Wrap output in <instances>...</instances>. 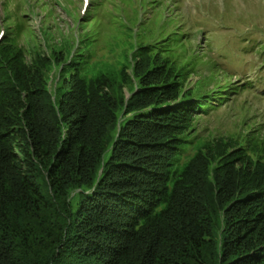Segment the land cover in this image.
Instances as JSON below:
<instances>
[{"label": "trees", "instance_id": "16d2710c", "mask_svg": "<svg viewBox=\"0 0 264 264\" xmlns=\"http://www.w3.org/2000/svg\"><path fill=\"white\" fill-rule=\"evenodd\" d=\"M74 3L1 0L0 264H264V125L199 128L259 84L136 47L152 0Z\"/></svg>", "mask_w": 264, "mask_h": 264}, {"label": "rangeland", "instance_id": "374dc122", "mask_svg": "<svg viewBox=\"0 0 264 264\" xmlns=\"http://www.w3.org/2000/svg\"><path fill=\"white\" fill-rule=\"evenodd\" d=\"M153 4L141 9L147 17L133 25V43L137 47L149 40L163 27H169L171 37L163 46V55L173 61L188 64L194 70L189 86L203 77L221 76L252 81L264 91V0H152ZM73 17L60 7L57 10L60 26L76 25V19L85 17L90 5L75 0ZM66 9L69 3L63 1ZM70 6V7H69ZM43 14L30 21L33 28L41 26ZM0 17L3 9L0 0ZM131 25V24H130ZM132 26V25H131ZM102 51L98 54L102 56ZM215 88V87H214ZM212 89V87H210ZM254 92V93H253ZM242 94L232 102L202 120L200 131L205 135L225 136L236 133L245 120L249 125H264V98L260 92ZM264 128V127H263Z\"/></svg>", "mask_w": 264, "mask_h": 264}]
</instances>
